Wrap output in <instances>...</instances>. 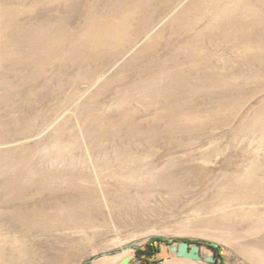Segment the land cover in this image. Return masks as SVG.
<instances>
[{
	"label": "rangeland",
	"instance_id": "obj_1",
	"mask_svg": "<svg viewBox=\"0 0 264 264\" xmlns=\"http://www.w3.org/2000/svg\"><path fill=\"white\" fill-rule=\"evenodd\" d=\"M115 1L118 0H0L6 12H13L21 3H27L26 8L32 10V14L2 13L0 17L9 16L3 26L21 20L20 38L14 31H9L7 37L10 40L15 35L14 39L22 42L19 47H32L29 40L33 30L42 29L50 35L65 32L77 38L91 19L112 20L116 4L127 3ZM191 2L184 0L177 11L142 37L122 60L113 63L106 79L115 76L169 19ZM253 2L254 8L264 12V5ZM208 4L200 7L205 9ZM242 6L249 5L244 1L222 3L218 9L211 5L209 8L216 10L205 13L206 22L214 26L213 18L219 12ZM230 16L236 17L238 12ZM260 29L264 31V17ZM261 30L254 31L255 41L263 33ZM162 50L129 67L125 80L115 83L110 93L98 101L105 108L97 112V118L92 116L93 112L75 116V106L71 105L57 124L43 131L38 129L27 143L16 141L12 147L0 144V154L29 146L35 163L31 169L36 168V173H27L26 180L20 178L28 187L22 191L13 182L20 180L18 176L23 173L8 166L11 160L0 162V264H120L133 252H137L138 259H133L132 264H214L176 257L169 247L174 241L198 242L202 253L208 256L212 250L204 243L219 245L222 261L217 264H261L257 256L261 253L255 251L253 243L264 239V229L260 235L250 236L251 228L244 226L236 238L232 223L225 221L222 213L240 208L264 210V205L207 201L208 197L232 193L227 190L230 185L251 189L254 180L264 182V68L260 71V62L255 59L257 49L213 39L205 50L192 47L188 53H182L168 49L165 61ZM172 52L179 62L170 60ZM156 54H161L160 59ZM207 54L213 60L207 61ZM100 81L83 87L75 105L85 104L101 86ZM244 97L247 101L243 107L223 106ZM11 115L15 114L8 109L0 110L4 121ZM68 118V126L59 131V125ZM16 126L0 122V142L24 136L21 127ZM111 166L122 174L119 185L134 184L126 191L132 197L129 203L106 205L104 221L84 232L60 227L48 232L35 224L38 218L34 216H40L41 221L43 217H56L60 224L62 211L78 210L77 205L76 208L68 202L81 195L76 189H44L36 184L59 185L61 175L69 179L68 174L76 169L96 177V171ZM229 178L238 183L229 182ZM172 180L177 182L176 187L171 186ZM77 182L87 186L86 180ZM114 197L120 200L117 195ZM156 238L169 242L160 244L155 258H148L141 251H149L148 244ZM129 245L133 250L127 249Z\"/></svg>",
	"mask_w": 264,
	"mask_h": 264
},
{
	"label": "bare ground",
	"instance_id": "obj_2",
	"mask_svg": "<svg viewBox=\"0 0 264 264\" xmlns=\"http://www.w3.org/2000/svg\"><path fill=\"white\" fill-rule=\"evenodd\" d=\"M183 1L126 0V4H116L114 21L113 19L107 20L110 18L91 19L89 21L91 24H86L87 29L77 38H72L71 35L65 32H54L50 35V32L44 33L42 29L33 30L29 40L32 47H19L22 42L14 39L16 38L15 35L10 40L7 37L9 31H14L17 32V37L20 38L21 31L19 30L23 26L21 20H16L11 26H8V24L3 26V22L10 15L32 14V10L26 8L27 3L17 5L15 10H12L13 12H6L2 9L4 6H0V15L2 13L9 14L8 17H0V110L8 109L10 113L15 114L11 115L6 121L0 118V122L17 125L16 127H21L20 129L24 134V136L21 135L22 137L17 136V139L0 142V144H7L12 147V143L16 141H26L27 143L33 138L38 129L43 131L55 123L57 124L71 105L75 106V116L76 113L80 112L87 113V115L93 112L92 116L97 118V112L105 108V105L99 104L100 98L109 94L115 83L125 80L124 78L129 75L128 70L132 66L141 64L148 55L161 49H163L161 53H163L165 61L167 60L166 54L169 53L168 49L175 48L182 53H188L192 47H204L205 50L208 47V42L212 44L213 39L220 42L233 41L235 47H256L258 56L255 59L260 62V71H262V67L264 68V31L260 29V20L264 17V12L261 13L259 9L252 6L255 2L253 0H192L186 8L178 11L176 16L169 19L167 24L154 34L146 45L115 76L106 79V73L111 69L113 63L122 60L142 37L156 29L161 21L177 11L178 6ZM238 1L240 3L244 1L250 7L242 6L241 8L221 11L217 17L213 18L215 19L214 26L213 24H207L205 13H212L218 7L220 8L222 3H236ZM208 2L210 4L205 9L200 7L201 4L205 6V3ZM256 2L261 7L264 5V0H256ZM211 5H216V9L209 8ZM199 11H202V15L199 14ZM236 12H238L241 19L237 18L238 16H230L231 13ZM65 27H68V24L65 23ZM202 28L203 30H201ZM233 29H237V31L233 32ZM257 30H261L263 33L255 41L257 33H254V31ZM173 53H171L170 60L173 63L179 62V57L173 55ZM156 55V58L160 59L161 54ZM206 58H208L207 61L213 60L210 59L211 57L208 54ZM252 79H248L250 83L255 82ZM97 81L102 83L99 89L92 94L85 104L76 106L78 97L83 92V87H91ZM220 82L224 81L218 83ZM244 98L236 99V102L233 101L232 104L226 102L223 106L231 108L237 104V106L243 107L245 100L247 101V98ZM41 113L43 114L41 115ZM68 123L69 118L67 122L59 125V131L68 126ZM52 138L49 140H52ZM32 152L33 149L29 146H24L23 150L14 147L0 154V162L11 160L8 166L17 168L19 172L23 173L22 176H18L19 179L23 177L26 180L28 178L27 173H36V168L31 169L35 165L31 157ZM24 163L26 165H23ZM0 164L2 167V163ZM96 172L95 177L88 174V172L83 173L76 169L73 173L68 174L69 179H64L65 176L61 175L59 185L57 183L51 184L52 182L36 184L37 188L44 189L48 187L76 189L80 190L78 193L81 195H76L74 199L67 201L69 204H73L74 207L77 205L78 210L62 211L64 214L62 215V222H59L60 224H57L58 219L56 217L50 219L43 217L41 221L40 216H34L35 219L38 218V222H35V224L39 227H45L48 232L52 231L54 227L78 229L84 232L87 227L89 229L96 228L100 222L104 221L103 210L106 205L115 206L120 202L123 204L129 203V199L132 197L126 191L133 188L134 184L126 187L125 184L119 185L118 181L120 182L122 174L112 166L107 167L104 171ZM234 178H229V182L238 183L237 179L233 180ZM21 179L13 182V184L16 188H22L23 191L24 188L28 187L22 183ZM72 179H75V181ZM67 180L69 182L66 183L67 187H65L64 184ZM77 180H86L87 186L79 184ZM172 181L171 186L176 187L177 182ZM253 182L254 186L251 189L242 187L239 184L230 185L227 190L232 193H223L213 199L208 197L207 201H210L209 204L264 205V182L258 183L256 180ZM114 195H117L120 200ZM207 201L206 203H208ZM58 203L63 204V202ZM54 212L62 213L59 210ZM222 215L225 221L232 223L231 228L236 238L239 236L238 230L244 226L251 228L248 232L250 236H258L264 229V210L240 208V210L237 209L230 213L224 211ZM248 234L242 235L248 236ZM260 241L254 242L253 247H255V251L261 253L260 256H257L260 259L259 263L263 264L264 239Z\"/></svg>",
	"mask_w": 264,
	"mask_h": 264
},
{
	"label": "water",
	"instance_id": "obj_3",
	"mask_svg": "<svg viewBox=\"0 0 264 264\" xmlns=\"http://www.w3.org/2000/svg\"><path fill=\"white\" fill-rule=\"evenodd\" d=\"M219 245L213 243L210 247L212 250V255L208 256L202 253L201 245L198 242L190 243L189 241H179L175 244L170 245V252L173 253L176 257L187 259L194 262H208L217 264L219 262L216 248ZM128 250H133V246L129 245ZM133 259H138L137 252H133L126 256L120 264H132Z\"/></svg>",
	"mask_w": 264,
	"mask_h": 264
},
{
	"label": "trees",
	"instance_id": "obj_4",
	"mask_svg": "<svg viewBox=\"0 0 264 264\" xmlns=\"http://www.w3.org/2000/svg\"><path fill=\"white\" fill-rule=\"evenodd\" d=\"M169 241L165 240V239H161V238H156V239H153L151 243L148 244V250L149 251H141L142 253H144L145 255L149 256L148 258H155V256L157 255V252H159V247H160V244L162 243H168ZM178 241H174V243H177ZM190 243H193V242H190ZM204 245L206 246H209L211 247L213 245V243H204ZM220 246H218L216 248V252H217V256H218V259L219 261H222L221 259V256H220ZM147 263H151L150 261H147ZM223 264V262L221 263Z\"/></svg>",
	"mask_w": 264,
	"mask_h": 264
}]
</instances>
